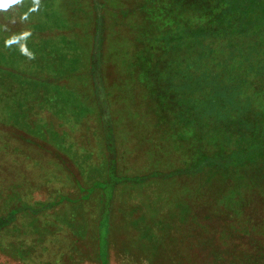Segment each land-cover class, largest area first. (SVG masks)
<instances>
[{
    "label": "rangeland",
    "instance_id": "374dc122",
    "mask_svg": "<svg viewBox=\"0 0 264 264\" xmlns=\"http://www.w3.org/2000/svg\"><path fill=\"white\" fill-rule=\"evenodd\" d=\"M220 4L236 22L199 32L198 56L180 45L168 60L188 56L184 88L211 77L199 61L225 58L212 75L263 79L250 94L264 109V0ZM197 11L186 0H0V264H264V161L213 164L217 142L165 115L145 72L158 30L188 38L206 17ZM245 31L251 43L238 45ZM239 87L223 104L236 115L252 105Z\"/></svg>",
    "mask_w": 264,
    "mask_h": 264
},
{
    "label": "trees",
    "instance_id": "16d2710c",
    "mask_svg": "<svg viewBox=\"0 0 264 264\" xmlns=\"http://www.w3.org/2000/svg\"><path fill=\"white\" fill-rule=\"evenodd\" d=\"M220 2L221 0H186V7L189 14H192L194 10H198L197 12H200L202 17L203 15L206 16L203 17L204 21L193 28L192 35L188 38L185 37V35L183 36V33L180 31H174L173 34L168 35L166 31V27L168 26H159L163 30L159 29L157 32L159 34L157 36L159 40L157 52H151L150 57L153 59V64H148L145 72L148 71L151 83L155 85L156 91L161 96V111L165 115H168L171 119H177L176 115L179 113V120L187 122L188 128L192 129L193 127L195 132L199 135L198 137L201 138L202 136L203 144L206 143L204 141L209 139H211L210 141L214 140V142H217V150H214V155L212 154L211 158L213 164L217 165L225 162V160L228 159L226 155L231 154L241 165H244L243 168L249 169V166L252 165L255 167L254 170H257V167L264 161V146H259V141L255 142L258 139L253 140L251 136L253 134L252 129L254 127H259L257 125L264 122V109L256 105L259 97L250 94V90L253 88L252 86H255V83H260L263 79L257 77L255 74H253L255 77H249L244 80L231 79L230 81L227 80V82L221 77L217 78L212 74L219 73L217 67L219 64H223L225 59L220 58L217 63L212 64L208 61V64L205 66L203 61L201 63L199 61L198 67L195 68L196 71L203 74L207 72L208 76L211 77L205 78L204 76V78L201 79L184 77L188 85L183 88L180 83L182 76H180L179 72L183 70V60L185 58L187 59L188 56H180L172 61L168 60V54H180L182 53V48L188 55L198 56L199 54L197 51L199 48L197 49V44H195V42L198 39L199 32H203L205 38L209 39L213 35L221 33V29L225 26L223 19L225 22H236L233 20L232 13L228 6L224 5L221 7ZM175 5L176 3L172 5L173 8ZM220 7L221 10H219ZM216 8L217 10L215 13ZM97 11L100 13L99 10ZM239 22L245 23L246 21L240 19ZM176 30L179 29L176 28ZM233 31L234 29L231 27L230 30L223 35L226 36L229 34L228 39L225 37L226 40L224 43L228 48L223 51L224 54H232L236 47L233 43ZM243 31L244 30H242V32ZM207 32L209 34L211 32V34L208 36ZM241 35L243 39L238 41V45L247 43L249 46L251 43L249 40L250 33L245 31ZM171 50L173 52H171ZM211 65H213V68ZM192 71V68L188 67V74ZM221 71H228V69L223 67ZM240 82H246V90L252 105L249 103L245 112L236 115V111L229 112L226 108L224 109L223 104L225 101L227 102L228 96L235 102L237 95L242 94L243 91L241 87H239ZM215 86H217L218 92L221 93L222 91V97H220L218 93L216 96L208 97L207 91ZM199 92H203L205 95H203L202 100L197 97V99L188 100L187 104L185 103L187 96L194 94L201 95L202 93ZM249 119H251V121H249ZM237 120L240 122L246 121L250 127L233 125ZM221 152L224 154H221ZM242 177L244 178V176ZM235 182L238 181L235 180ZM200 211L205 214V210ZM240 213L245 214L247 218L251 220L256 212L241 210ZM8 222L9 220L5 218L0 219V227ZM262 226V228H264V222H262Z\"/></svg>",
    "mask_w": 264,
    "mask_h": 264
}]
</instances>
